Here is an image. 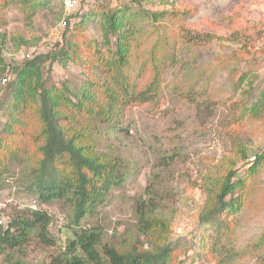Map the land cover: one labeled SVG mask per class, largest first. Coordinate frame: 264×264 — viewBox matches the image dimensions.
Listing matches in <instances>:
<instances>
[{"label":"rangeland","instance_id":"374dc122","mask_svg":"<svg viewBox=\"0 0 264 264\" xmlns=\"http://www.w3.org/2000/svg\"><path fill=\"white\" fill-rule=\"evenodd\" d=\"M129 3L81 1L69 13L77 17L68 26H61L69 14L58 0H51L32 21L25 18L18 1L10 0L0 11V55L13 65L28 59V55L31 58L46 53L57 44L61 47L64 36L71 35L78 45L75 60L65 67L47 64L44 75L58 86L65 83L72 93L88 77L101 73L93 61L97 48L102 52L116 49L114 34H109L110 43L106 45L100 29L103 15L92 13L100 7L111 15ZM131 7L140 12L131 19L138 32L131 79L139 87L152 81V69L143 64L154 53L163 82L156 100L130 104L122 110L121 130L109 131L103 124L102 149L123 159L126 178L81 220V226H96L101 244L121 247L142 236L137 214L145 200L156 214L166 215L171 221V240L177 248L174 264H257L264 235V164L253 175L247 174L250 163L243 166L246 188L227 196L228 200L242 196V208L224 256L210 254L205 258L199 239L207 226L200 217L215 190L211 178L225 169L224 157L232 154L235 126H229V118L242 96L246 97L249 80H254L257 90L264 86V0H146L142 8L136 3ZM143 9L163 17L155 21L146 17ZM82 18L83 23H79ZM165 37L179 49V63L172 67L161 65L164 56L171 53L165 54L155 46L159 39L157 44L167 52L170 48ZM85 41L91 43L92 50H86ZM245 73L247 77L236 87ZM6 75L9 80L13 77L11 70L3 77ZM2 79L0 95L7 83ZM2 121L0 114V124ZM240 128L247 140L249 161L256 155L264 157V119ZM15 173L0 190V219L4 224L14 207L39 206L35 194L25 188L24 177L19 178L22 169L17 166ZM44 207L53 217L50 230L57 245L44 250L29 246V263L48 261L49 255L74 237L71 207L62 203ZM214 221L212 218L210 223Z\"/></svg>","mask_w":264,"mask_h":264},{"label":"trees","instance_id":"16d2710c","mask_svg":"<svg viewBox=\"0 0 264 264\" xmlns=\"http://www.w3.org/2000/svg\"><path fill=\"white\" fill-rule=\"evenodd\" d=\"M9 1L0 0V11ZM15 1L28 21L51 2ZM128 1L129 4L111 15L105 14L100 7L92 13L103 15L100 29L106 45L110 43L109 34H114L117 36L116 49L102 52L97 48L93 61L101 73L88 77L72 93L65 83L58 86L44 75L47 64L65 67L70 60H75L78 45L71 35L64 36L61 47L58 48L57 44L46 53L13 65H8L0 55V80L10 70L13 74L0 95V114L4 118L0 124V190L8 176H16L18 166L22 169L19 178L24 177L25 188L35 194L39 203L37 207H14L7 223H0V264H174L177 260L170 219L156 214L153 205H147L145 200L137 214L142 236L121 247L101 244L97 227H83L80 223L89 212L95 211L112 189L122 186L126 178L123 159L102 149L103 124L109 127V131L121 130L122 110L130 104L156 100L163 82L160 62L154 53L143 64L152 69V81L139 87L131 79L138 33L131 19L140 14L139 10L132 9L131 4L136 3L142 8L146 0ZM143 11L146 17L155 21L163 17L157 12ZM73 17L77 15L64 16L67 24ZM83 21L84 18L79 23ZM164 39L170 48L167 52L157 44L159 39L155 46L165 54H171L164 56L161 65L175 66L180 59L179 49L175 42L170 44L168 38ZM86 44V50H92L91 43L85 41ZM246 77L247 74H243L236 87ZM253 81H248L250 87L244 91L246 97L242 96L243 100L234 107L229 118V126H235L232 154L224 157L225 169L211 178L215 190L212 198L207 200V210L200 217L202 224L207 225L199 239L205 258L210 254L222 258L229 250L228 242L236 233L242 196L229 200L227 196L246 188L247 179L242 177V167L250 163L247 174L253 175L264 164L262 155L249 161L247 140L242 137L244 131L240 128L264 119V86L254 89ZM56 203L71 207L74 237L67 239L62 249L49 255L48 261L29 263L26 259L29 246L44 250L57 245L50 230L53 217L44 207ZM212 218L215 221L210 223ZM257 252V264H264V235ZM219 262L223 261L219 259Z\"/></svg>","mask_w":264,"mask_h":264},{"label":"built area","instance_id":"2783aa9c","mask_svg":"<svg viewBox=\"0 0 264 264\" xmlns=\"http://www.w3.org/2000/svg\"><path fill=\"white\" fill-rule=\"evenodd\" d=\"M63 9L66 11L67 14H69L70 12H73L75 9H77L78 4H80V2L82 0H60ZM67 25V20L63 19L61 26H65ZM28 57H30V55H28ZM3 82L6 83L9 80V77L6 75L5 77H3ZM0 223H3V220L0 219Z\"/></svg>","mask_w":264,"mask_h":264}]
</instances>
